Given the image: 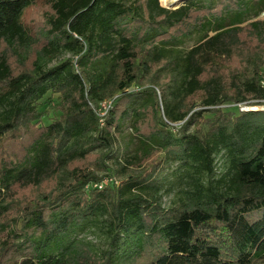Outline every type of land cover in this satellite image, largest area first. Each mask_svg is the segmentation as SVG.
<instances>
[{
    "label": "trees",
    "instance_id": "1",
    "mask_svg": "<svg viewBox=\"0 0 264 264\" xmlns=\"http://www.w3.org/2000/svg\"><path fill=\"white\" fill-rule=\"evenodd\" d=\"M161 3L0 0V264H116L117 257L122 264H264V109H221L264 107V23L204 37L181 68L176 63L181 84L163 85L154 68L175 59L160 45L243 7L240 0H186L175 10ZM65 52L76 63L48 67ZM139 82L151 87L130 91ZM144 93L152 105L136 108ZM47 96L59 100L49 124V108L38 107ZM130 112L137 135L160 145L122 161L117 134ZM224 151L230 166L222 179L194 183L187 203L162 207L158 174L166 162L211 176ZM145 161L140 172L131 169ZM105 175L124 180L103 187ZM98 215L109 216L113 234L101 259L82 245L69 258L45 256Z\"/></svg>",
    "mask_w": 264,
    "mask_h": 264
},
{
    "label": "rangeland",
    "instance_id": "2",
    "mask_svg": "<svg viewBox=\"0 0 264 264\" xmlns=\"http://www.w3.org/2000/svg\"><path fill=\"white\" fill-rule=\"evenodd\" d=\"M186 0L181 1L173 6H163L164 4L160 3L163 7L171 10L178 9L182 5L185 4ZM241 6L243 7L240 13H229L224 16L221 21H214L213 18H210L205 23L202 30L198 32H194L190 37H184L178 40H173L169 44L165 46L160 45L165 56L170 58L172 63L169 67L163 68L164 66H155L154 71L157 72V75L160 77L163 85H180L182 82V77L180 75V70L183 57L186 52H188L191 48L200 43L204 37L206 36H214L219 32L232 29V28H240L249 24L256 23H264V0L254 1V0H240ZM261 58H264V52L260 55ZM73 61L76 63L77 56L70 53L65 52L58 56L54 61H52L48 67H54L59 65L65 61ZM179 65V68L177 65ZM261 74L264 77V68L261 70ZM148 87H151L150 84H143L139 82L131 87L130 91H144ZM175 87V86H174ZM158 94L160 95V90L157 89ZM140 99L139 103L136 105L137 107L149 106L152 105V97L149 93H144ZM58 99L53 97L50 99L48 96L45 97L38 105L40 111H45L49 108V115L45 118V124H49L53 118L57 117L55 112H52L57 103ZM244 108V109H243ZM104 111V107L102 106ZM221 109L225 111H231L234 113H239L240 111L247 110H263L264 107H242L238 108L236 105H224ZM201 110L198 107L194 112L198 113ZM164 118V115L161 114ZM208 116V114H204ZM195 121L189 127V132H193L196 126V120L198 119V115H195ZM135 119L133 117L132 112L128 118L124 119L121 122V128L117 134V146L116 149L119 150L120 156L119 159L125 161L128 157L132 156H146L149 152L159 147L160 144L156 140L150 141L142 136H138L136 133V129L134 127ZM176 130L182 127V123L172 125ZM161 157V155H160ZM148 161L143 163H138L135 166H132L131 169L138 173L141 170L146 168V164ZM230 166V158L224 152L218 154L215 158V171L211 176L207 175H197V173L190 168L188 164L185 162H166L163 165L162 171L158 174L159 182L161 187V197H162V207L165 209H175L179 208L185 203L187 200V193L192 192L194 189V183H201L205 186H208L210 183H216L220 179L228 173ZM104 180L102 182V186H107L109 184L115 183V185H119L123 180V176H109L105 175ZM210 184V185H211ZM110 218L109 216L98 215L93 219L86 222L81 227H73L68 235L58 238L55 240L51 246L45 252L46 257H61L65 255L66 258L74 256L76 254L75 247L77 245H82L87 247L97 258L101 259L105 253L112 250L111 242L113 238V234L110 233L109 230ZM32 239H36V235H29ZM123 236L122 234L120 235ZM18 243H22L24 237L18 236ZM124 243L120 242V245ZM124 245V244H123ZM122 247V246H121ZM22 248L20 247L17 254L16 259H20L22 257ZM127 245H124L122 249H126ZM116 264H122V258L117 257Z\"/></svg>",
    "mask_w": 264,
    "mask_h": 264
},
{
    "label": "built area",
    "instance_id": "3",
    "mask_svg": "<svg viewBox=\"0 0 264 264\" xmlns=\"http://www.w3.org/2000/svg\"><path fill=\"white\" fill-rule=\"evenodd\" d=\"M262 85L264 86V80L262 81ZM102 106L105 108L104 111H102L103 109ZM111 107V101H107V102H104L100 105L99 109L96 110V112L100 115V116H104L106 115L107 111L110 109ZM244 109V108H243ZM247 110V109H246ZM101 125L103 126L104 123H103V120H101ZM100 188H102V186H100Z\"/></svg>",
    "mask_w": 264,
    "mask_h": 264
},
{
    "label": "bare ground",
    "instance_id": "4",
    "mask_svg": "<svg viewBox=\"0 0 264 264\" xmlns=\"http://www.w3.org/2000/svg\"><path fill=\"white\" fill-rule=\"evenodd\" d=\"M161 1L164 5L173 6V5H176L178 3H181V1H183V0H161Z\"/></svg>",
    "mask_w": 264,
    "mask_h": 264
}]
</instances>
